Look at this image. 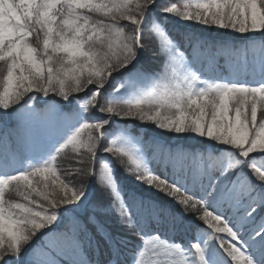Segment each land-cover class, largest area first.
<instances>
[{"label":"snow or ice","instance_id":"6c2138e0","mask_svg":"<svg viewBox=\"0 0 264 264\" xmlns=\"http://www.w3.org/2000/svg\"><path fill=\"white\" fill-rule=\"evenodd\" d=\"M0 113V264H264V0H0Z\"/></svg>","mask_w":264,"mask_h":264},{"label":"trees","instance_id":"16d2710c","mask_svg":"<svg viewBox=\"0 0 264 264\" xmlns=\"http://www.w3.org/2000/svg\"><path fill=\"white\" fill-rule=\"evenodd\" d=\"M182 30V29H181ZM195 31V34H196V36L197 37H200V38H206V39H208V40H212V39H226V40H229L231 43H234V44H239V43H241V41L239 40V39H231V38H226L225 36H221V35H219V34H211V33H204V32H199V31H196V30H194ZM221 64H223L224 63V60H223V58L221 57L220 58V61H219ZM9 111V113H11V109L10 110H8ZM0 119H3L7 124V129H11L13 126H14V124H15V121L12 119V117H11V115H9V116H7V117H4L3 116V114L2 113H0ZM10 121V122H9ZM4 133H5V129H4V131L2 132V133H0V137H3V135H4ZM140 134L141 135H144L146 138H147V136L148 135H150L151 134V130L148 128L147 129V131L146 130H144V129H141L140 130ZM163 139H167V138H163ZM127 184H128V186H129V188L130 189H133V190H138V191H140L142 194H144V192L142 191V190H140V189H138V187L130 180V179H128V180H126L125 181ZM94 195L95 196H102L103 194H102V192H100L98 189L94 192ZM145 195V194H144ZM159 200H160V202L162 203V204H164V205H166V206H168V207H170V208H172V210L173 211H179L180 209H179V207H174L169 201H166L165 199H163V198H160L159 197Z\"/></svg>","mask_w":264,"mask_h":264},{"label":"rangeland","instance_id":"374dc122","mask_svg":"<svg viewBox=\"0 0 264 264\" xmlns=\"http://www.w3.org/2000/svg\"><path fill=\"white\" fill-rule=\"evenodd\" d=\"M194 30L199 31V32H204V33L219 34L221 36H225L226 38L238 39L237 38L238 34L232 33L231 31H226V30H211V31H209V30L202 29V28H197V29H194ZM5 127H7L6 122L3 119H0V133H2L4 131ZM148 128L151 130V126H149ZM164 138H167V137H164ZM140 190H142L143 192H145L148 195H151V193H148V192L144 191L143 189H140ZM160 198H163V199H165L166 201H169L172 204V202L170 200H168L167 198H164V197H160ZM172 205L174 207H179V206L174 205V204H172Z\"/></svg>","mask_w":264,"mask_h":264},{"label":"water","instance_id":"95a60500","mask_svg":"<svg viewBox=\"0 0 264 264\" xmlns=\"http://www.w3.org/2000/svg\"><path fill=\"white\" fill-rule=\"evenodd\" d=\"M7 124V123H6Z\"/></svg>","mask_w":264,"mask_h":264}]
</instances>
